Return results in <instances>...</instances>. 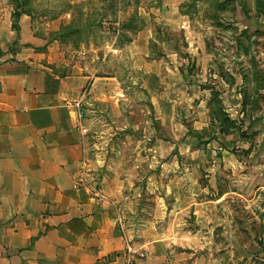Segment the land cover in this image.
<instances>
[{
	"label": "crops",
	"instance_id": "crops-1",
	"mask_svg": "<svg viewBox=\"0 0 264 264\" xmlns=\"http://www.w3.org/2000/svg\"><path fill=\"white\" fill-rule=\"evenodd\" d=\"M173 1L157 10L183 30L199 11ZM23 2L0 0V264H195L184 255L185 235H197L185 216L204 209L210 220L221 202L194 198L202 154L158 149L146 134L127 151L116 137L127 94L109 58L128 60L136 80L137 34L77 40L89 26L70 21L72 6Z\"/></svg>",
	"mask_w": 264,
	"mask_h": 264
},
{
	"label": "rangeland",
	"instance_id": "rangeland-1",
	"mask_svg": "<svg viewBox=\"0 0 264 264\" xmlns=\"http://www.w3.org/2000/svg\"><path fill=\"white\" fill-rule=\"evenodd\" d=\"M22 1L61 10L72 6L70 21L89 26L77 40L113 45L120 35L124 42L137 34L136 80L128 60L118 52L109 58L111 68L119 66L127 94L128 125L116 137L127 151H136L146 134L158 149L202 154L192 160L202 188L194 198L221 195V202L207 208L210 220L204 209L185 216V227L197 234L183 240L190 262L264 264V0H175L199 11L183 30L171 29L162 19L169 15L157 10L173 0ZM44 16L55 17L53 11ZM121 22L141 27L126 34Z\"/></svg>",
	"mask_w": 264,
	"mask_h": 264
},
{
	"label": "built area",
	"instance_id": "built-area-1",
	"mask_svg": "<svg viewBox=\"0 0 264 264\" xmlns=\"http://www.w3.org/2000/svg\"><path fill=\"white\" fill-rule=\"evenodd\" d=\"M75 105H76L77 107H80L79 102H76ZM82 113H83V112L80 110L79 113H78V116L81 117V116H82ZM128 252H129L130 254L133 253V251H132L131 249H128ZM140 255H141V254H140ZM132 257H133V256H132ZM131 262H133V261H131ZM131 262H130L129 264H133V263H131Z\"/></svg>",
	"mask_w": 264,
	"mask_h": 264
},
{
	"label": "trees",
	"instance_id": "trees-1",
	"mask_svg": "<svg viewBox=\"0 0 264 264\" xmlns=\"http://www.w3.org/2000/svg\"><path fill=\"white\" fill-rule=\"evenodd\" d=\"M16 1V0H15ZM14 16L17 18L19 16V13H16L14 14Z\"/></svg>",
	"mask_w": 264,
	"mask_h": 264
}]
</instances>
